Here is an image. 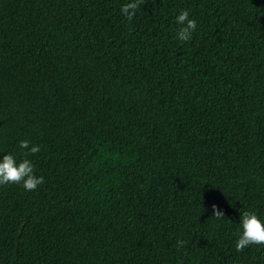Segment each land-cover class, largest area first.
Listing matches in <instances>:
<instances>
[{
	"label": "trees",
	"instance_id": "trees-1",
	"mask_svg": "<svg viewBox=\"0 0 264 264\" xmlns=\"http://www.w3.org/2000/svg\"><path fill=\"white\" fill-rule=\"evenodd\" d=\"M128 2L0 0V264H264V0Z\"/></svg>",
	"mask_w": 264,
	"mask_h": 264
},
{
	"label": "clouds",
	"instance_id": "clouds-1",
	"mask_svg": "<svg viewBox=\"0 0 264 264\" xmlns=\"http://www.w3.org/2000/svg\"><path fill=\"white\" fill-rule=\"evenodd\" d=\"M145 0H130L121 6L120 12L128 21H132L140 6ZM175 23L178 25L176 38L182 42L191 40L192 33L196 30L197 24L194 19L189 17L188 10H181L175 17ZM28 140H21L19 147L27 149L29 154H36L40 151L38 145L29 146ZM44 183L42 176L35 175L32 162L25 158L17 162L16 158L11 154H4L0 158V185L19 184L26 191H34L39 185ZM212 216L216 219H223L224 213L219 210L217 205L212 204ZM239 223L241 232L235 243L237 251H243L250 245L264 246V222H262L254 212L244 211L240 214ZM184 241H177L179 246L184 245Z\"/></svg>",
	"mask_w": 264,
	"mask_h": 264
}]
</instances>
